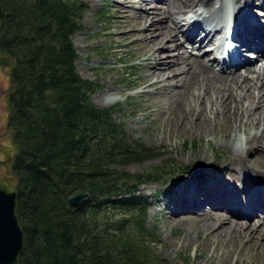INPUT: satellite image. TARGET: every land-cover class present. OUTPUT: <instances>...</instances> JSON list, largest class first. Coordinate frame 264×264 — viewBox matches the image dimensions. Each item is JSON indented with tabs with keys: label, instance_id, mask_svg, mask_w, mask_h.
<instances>
[{
	"label": "trees",
	"instance_id": "obj_1",
	"mask_svg": "<svg viewBox=\"0 0 264 264\" xmlns=\"http://www.w3.org/2000/svg\"><path fill=\"white\" fill-rule=\"evenodd\" d=\"M88 8L86 0H0L18 264H167L149 255L147 198L136 196L162 174L129 179L110 169L153 160L155 151L126 141L113 108L93 103L94 84L76 70L71 38ZM77 194L87 197L69 205Z\"/></svg>",
	"mask_w": 264,
	"mask_h": 264
},
{
	"label": "rangeland",
	"instance_id": "obj_2",
	"mask_svg": "<svg viewBox=\"0 0 264 264\" xmlns=\"http://www.w3.org/2000/svg\"><path fill=\"white\" fill-rule=\"evenodd\" d=\"M86 1L89 8L83 14V30L71 38L78 55L77 73L94 84L92 101L95 105L113 108V118L116 123L122 125L126 141L143 144L155 151L153 160L127 166L115 165L110 169L129 179L138 175H151V178H155L157 173L162 174L158 180L136 189V196L147 198V228L153 229L156 240L147 246L149 255L157 261L165 260L167 264H264V250H247L245 240H239L237 243L225 236L220 243L221 237L211 238L213 229L195 220L197 215L194 203L181 201L194 192L196 197L205 200L206 196L224 191V186L228 183L232 184V188H236L233 184H241L242 181L231 180L226 167L234 170L233 163L241 160L252 159L254 166L263 172L264 176L262 144L258 150L253 147L242 154L236 153L239 148L237 146L255 131L251 129L244 132L243 127L236 131L234 125L222 123L214 127L213 134L206 133L204 129L202 131L193 127L196 121L193 112L186 119L179 114V124L172 122L163 113L168 97H163L154 87H149L152 81H144L151 50L143 48V43L138 39L141 28L134 22L138 16L136 9L139 7L135 0ZM152 1L147 9L162 8L157 1ZM210 1L215 3L217 0ZM181 3V6H186L185 2ZM122 5L126 11L124 14L121 11ZM184 9L182 8L185 12ZM170 26L171 29L174 28L173 24ZM125 33L132 36L128 35L124 39L120 37ZM181 38L179 37V42L182 43L185 39L183 36ZM183 47L184 44L179 52L171 51V54L183 53ZM189 57L194 60L191 55ZM263 65L262 59L254 64L257 67ZM9 86L10 68L0 67V135L4 145L13 147L9 134L5 131ZM107 97L115 100L111 103L103 102ZM187 122L189 124L185 127ZM1 160H4V157L0 151ZM245 163L253 165L248 161ZM190 168H194L193 171ZM4 172L13 176L11 166L8 170L2 168L0 177ZM121 181L124 182V187L120 191H124L127 182ZM205 191L210 192L204 194ZM229 198L227 195L224 199H233ZM220 210L217 213L224 218L231 217L224 210ZM247 210L248 207L244 205L241 212L245 213ZM188 215L195 222L191 220L183 223L181 218L184 221ZM255 222L257 219L251 221ZM226 252L229 255H226Z\"/></svg>",
	"mask_w": 264,
	"mask_h": 264
},
{
	"label": "bare ground",
	"instance_id": "obj_3",
	"mask_svg": "<svg viewBox=\"0 0 264 264\" xmlns=\"http://www.w3.org/2000/svg\"><path fill=\"white\" fill-rule=\"evenodd\" d=\"M156 1L161 2L160 10L147 9L153 3L152 0H135L139 7L136 9L138 16L135 17L134 22L141 28L138 39L143 43V48L151 50L144 81H152L149 87H154L157 93L168 97L165 101L166 107L164 104L163 108L164 115L179 124V114L186 119L193 112L196 118L193 127L202 131L204 129L206 133L211 134L215 132L214 127L222 123L234 125L236 131L240 127L244 128V132L254 130V134L248 135L244 142L237 146L239 147L236 149L237 154H242L253 147L254 150H258L260 144L264 146V65L257 67L252 66L254 63L248 60L239 59L236 63L229 60L221 69L226 74H218L212 67L217 63L215 60L207 61L205 64L201 59H190L184 52V54H171V51L181 50L185 43L195 46L198 39L200 46L211 43L210 48H213L215 36L219 35L226 23L233 24L234 20L237 22L240 13L245 20L250 21L249 34L253 35L252 41L256 40L259 44L256 46L253 43L244 44L240 40H235L243 47L239 50L252 51L257 54V62L261 59L264 61V26L256 23L261 22L256 10L264 9V0H259L261 4L257 0H215V3L210 0ZM181 2H185L186 6H181ZM217 2L220 3L218 8L214 6ZM182 8L186 11L184 12ZM121 11L122 14L126 13L123 5ZM181 21L184 22V26L181 25ZM204 22L212 26L213 31H204L202 24ZM170 24L174 25L173 29L170 28ZM128 35L132 36L130 33H125L120 37L124 39ZM180 36L185 39L182 43L179 42ZM243 41L249 42L245 39ZM205 50L211 49L205 48ZM166 51L168 52L164 54ZM248 55L250 54L236 52V57ZM114 100L107 97L103 102L111 103ZM188 124L189 122L185 123V127ZM247 161L253 165H247L245 163ZM233 166L234 170L226 167V171L231 175V180L241 179V184L237 182L233 184L236 188H232V184L228 183L224 186V191L206 196L205 200L196 197L194 192L181 201L194 203V211L197 215L195 220L213 229L211 238L221 237L220 243L225 236H228V240L237 243L239 240H245L247 250L259 248L263 251V172L254 166L250 158L233 163ZM208 192L210 191H205L204 194ZM227 195L228 198L233 197L231 202L224 199ZM244 205L248 210L242 213ZM220 209L231 217L224 218L218 214ZM253 218L257 219L256 224L251 223L255 220ZM181 220L183 223L191 220L195 222L189 215L184 221L182 218ZM225 254L229 255L228 252Z\"/></svg>",
	"mask_w": 264,
	"mask_h": 264
},
{
	"label": "water",
	"instance_id": "obj_4",
	"mask_svg": "<svg viewBox=\"0 0 264 264\" xmlns=\"http://www.w3.org/2000/svg\"><path fill=\"white\" fill-rule=\"evenodd\" d=\"M10 60L0 57V67H8ZM5 156L4 165L11 162L14 150L11 147H0ZM195 168V167H194ZM194 168L190 170L193 171ZM14 180L11 175L0 178V264H18V256L22 249L23 234L15 214L16 192L12 186ZM118 187L122 189L124 182ZM87 194H77L67 199L69 205H77L86 199Z\"/></svg>",
	"mask_w": 264,
	"mask_h": 264
},
{
	"label": "flooded vegetation",
	"instance_id": "obj_5",
	"mask_svg": "<svg viewBox=\"0 0 264 264\" xmlns=\"http://www.w3.org/2000/svg\"><path fill=\"white\" fill-rule=\"evenodd\" d=\"M5 131H6V128H5ZM2 135H0V147H10V146H7V145H4L3 143H2V137H1ZM1 151V150H0ZM1 153L3 154V152L1 151ZM3 157H4V160H5V156H4V154H3ZM4 160H1L0 161V172H1V169L3 168H7V170L9 169V166H11V162H8V163H6L5 165L2 163ZM8 174H10V173H8V172H4L3 174H2V176L0 177L1 179H3L4 178V175H8Z\"/></svg>",
	"mask_w": 264,
	"mask_h": 264
}]
</instances>
